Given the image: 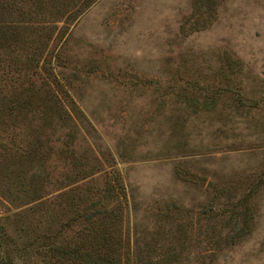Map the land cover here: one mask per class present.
Instances as JSON below:
<instances>
[{
	"label": "rangeland",
	"instance_id": "obj_1",
	"mask_svg": "<svg viewBox=\"0 0 264 264\" xmlns=\"http://www.w3.org/2000/svg\"><path fill=\"white\" fill-rule=\"evenodd\" d=\"M13 1L0 264H264V0Z\"/></svg>",
	"mask_w": 264,
	"mask_h": 264
},
{
	"label": "trees",
	"instance_id": "obj_2",
	"mask_svg": "<svg viewBox=\"0 0 264 264\" xmlns=\"http://www.w3.org/2000/svg\"><path fill=\"white\" fill-rule=\"evenodd\" d=\"M0 6L1 9H6L9 11V8H15V2L13 0H0ZM19 6H21V4ZM21 34L22 32H19L17 29L7 30V32H3L1 38L16 43L18 41H23ZM51 251L52 254H54L53 256L56 257V259L60 262L78 259L80 261L82 260L84 264H122L120 257L111 253L108 247L104 250L80 252L79 247L72 248L63 245H57L52 247Z\"/></svg>",
	"mask_w": 264,
	"mask_h": 264
}]
</instances>
